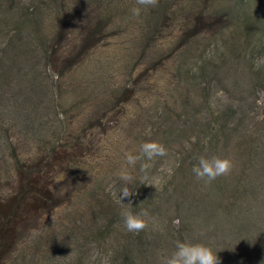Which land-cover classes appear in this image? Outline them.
Returning <instances> with one entry per match:
<instances>
[{
    "label": "trees",
    "instance_id": "trees-1",
    "mask_svg": "<svg viewBox=\"0 0 264 264\" xmlns=\"http://www.w3.org/2000/svg\"><path fill=\"white\" fill-rule=\"evenodd\" d=\"M120 2L41 0L38 5L32 3L30 9L39 13L35 27L42 26V14L52 9L54 30L41 36L46 64L56 76L66 75L103 41L120 11ZM170 2L158 0L157 6L162 8ZM163 18H171L179 25L169 51L177 50L184 57L182 60L194 56L195 62L175 73L187 87L181 94H184L182 100H177L173 124L162 135L157 131L145 140L160 141L168 149L181 143L180 138L187 131L196 135L190 147L178 150L171 168L161 175L156 186L149 184V194L141 202H132L134 212L146 209L149 213L145 217L148 226L139 233L126 230L120 213L127 205L117 203L113 190L100 182L81 187L76 194L66 189L61 192L60 183L53 184L54 177L49 178L48 171L62 170V166L71 165L78 156H83L84 135L70 134L64 142L53 143L39 136L40 127L30 124L40 113L32 93L36 81L31 68L26 65L21 70L16 54L9 59L3 54L0 62L4 61L7 66L0 67V128L9 131L11 121H18L37 135L32 138L37 151L22 156L20 146L17 147V143L22 144L19 140L0 135V264H86L94 255L107 264H161L174 250L177 240L211 246L217 252L218 264H264V119L252 122L249 118L242 101L243 87L239 91L245 76L240 74L230 82L239 98L238 105L230 104L222 110L211 106L213 116L204 124L194 119L193 111L194 103L202 106L203 101L211 100L213 80L217 88L223 89L214 69L216 65L226 66L229 59L242 63L236 34L249 39V43L257 40L253 46L257 53L250 48L253 59L248 60L250 63L246 60V65L249 63L254 68L252 82L264 89V65L259 69L255 66L257 59L264 56V0H180L174 12L169 16L164 14ZM231 27H235L234 34L228 35L232 40L225 36L218 39L216 34ZM33 34L40 36L36 31ZM153 38V35L146 36L141 55ZM117 89L100 103L94 115L85 119L82 130L102 127L104 113L110 105H121V97H133L131 86ZM128 91L130 94L126 95ZM191 92L201 99L191 98ZM175 119L183 125H175ZM254 123L258 124L252 128ZM202 130L204 133L200 134ZM59 149L66 153L62 166H58ZM201 155L227 157L232 161V169L206 184L192 172ZM171 156L158 157L150 161L151 166L156 167ZM135 168L140 169V162ZM89 178L88 174L83 181ZM149 179H144L143 184ZM71 202L75 208L61 211L56 217L57 224L55 220L41 222L40 216L56 212ZM25 239H28L30 254L21 248Z\"/></svg>",
    "mask_w": 264,
    "mask_h": 264
},
{
    "label": "rangeland",
    "instance_id": "rangeland-1",
    "mask_svg": "<svg viewBox=\"0 0 264 264\" xmlns=\"http://www.w3.org/2000/svg\"><path fill=\"white\" fill-rule=\"evenodd\" d=\"M179 1L172 0L169 5L158 8L157 5L141 6L137 4V0H121L118 4L120 11L110 24V29L103 41L93 47L70 72L59 77L46 64L41 36L42 34L49 35L54 30L52 9L50 13L42 14V26L35 27L34 21L39 13L33 12L30 7L33 4H40L41 0H0V59L4 53L7 55L6 59L16 54L18 67L26 65L30 67L33 79L36 81V87L32 93L35 96V105L40 108V113L37 118H32L30 124L35 127L39 126V136L51 140L52 143L58 140L64 142L70 134L77 135L80 132L84 135L83 156H78L71 165L67 163L62 166L63 156L66 153L59 149L57 152L58 166H62L63 169L48 171L49 178L54 177L53 184L60 181L58 182L60 186H57L61 192L66 189L67 192L76 194L81 187L92 186L100 182L116 194L120 187L116 179L125 164V153H137L143 140L151 138V135L157 131L159 135H162L164 130L171 123L173 124L178 101L182 100L184 94H181L187 87L178 80L175 73L184 71L195 62L194 56L182 60L184 57L177 54V50L169 51L175 42L179 25L171 18L164 19L163 15H171L176 6H179ZM137 8L139 9L138 15L133 12V9ZM4 9L6 11L3 12ZM154 29H159V31L156 32ZM232 30H235V27L227 28L226 31L223 30L216 36L218 39L225 36L228 40H232L233 38L228 37L234 34ZM34 31L40 36H35ZM147 35H153L154 38L147 51L141 55ZM235 36L236 41H234L243 55L242 63L237 64L236 60L229 59L226 66H215L217 77L224 87L223 89L217 88L213 80L209 103L203 101L202 106L194 103V119L196 118L202 124L213 116L214 110H222L230 104L238 105L239 98L232 90L230 82L237 79L240 74H243L245 78L240 81V90L237 89L239 91L244 89L242 101L246 110L249 111V118L252 122L264 119V89L252 82L254 68L252 70L249 66V61L253 59L251 58L253 46L257 44V40L252 39L249 43L247 41L249 39L246 40L244 36L239 34ZM203 38L205 37L202 36L201 39ZM250 48L253 49L250 50ZM254 53H257V49ZM259 59L261 58L257 61ZM246 60L249 62L248 66ZM3 66H7L4 61L0 62V67ZM28 83L25 82L26 85ZM124 85L132 87L133 97L128 99L121 97V105H110L109 110L104 113L102 127L82 130L85 119L96 113L97 107L111 95L113 90L117 91V88ZM125 94L128 95L130 92ZM192 97L196 100L201 99L193 92H191ZM211 106L216 109H210ZM175 120V125L178 123L183 125L182 122ZM11 122L12 127L9 131L0 128V135L4 138L19 140L22 144L17 143V147L20 146L22 156L32 155L37 151V145L32 138H37V135L33 134L32 130L27 131L18 121L12 120ZM257 124H252V128ZM42 126L45 129L41 131ZM203 133L202 130L200 134ZM194 135L196 133L187 131L180 138L181 143L171 145L167 150L172 156L158 163L156 167L151 166L148 172V174L152 173L151 175L145 177L139 169L132 170L134 176L138 174L136 177L138 188L135 189L136 195L131 198L132 202H141L143 197L149 194L151 188L149 184L158 183L161 175L171 168L174 156L179 154L178 150L191 145ZM88 174L89 180L83 181ZM147 178H150L146 180L147 184L141 183ZM114 185L116 187H113ZM68 208L74 209V203L71 202L56 212L40 216L41 222L53 221L52 217H54L55 224H57L56 217ZM21 245L23 252L29 253L31 248L28 239H25ZM101 261L104 260L97 257L93 259L92 256L88 258L86 264H98Z\"/></svg>",
    "mask_w": 264,
    "mask_h": 264
},
{
    "label": "clouds",
    "instance_id": "clouds-1",
    "mask_svg": "<svg viewBox=\"0 0 264 264\" xmlns=\"http://www.w3.org/2000/svg\"><path fill=\"white\" fill-rule=\"evenodd\" d=\"M157 3L158 0H137V4L146 7L156 6ZM133 12L138 15L139 9H133ZM261 65H264V58L259 59L255 66L259 69ZM188 146L190 147V145ZM167 154L166 146L162 142L152 139L142 142L137 153H125V164L118 173L120 187L116 196L117 203L127 205L126 208L122 207L120 215L128 232L139 233L145 230L148 226L145 217L149 214L146 209H141L139 212L132 210L131 198L136 195L135 185L137 184L132 170L140 162L139 171L144 173L146 177L151 168L149 162ZM232 166V161L227 157L201 155L197 158V163L193 165L192 172L198 180H203L207 184L220 176L227 175L231 171ZM126 199L128 203H124ZM52 219L54 221V217ZM95 258L94 255L93 259ZM102 264H107V261H102ZM161 264H218V257L217 252H214L209 245L177 240L174 250L170 255L162 259Z\"/></svg>",
    "mask_w": 264,
    "mask_h": 264
}]
</instances>
